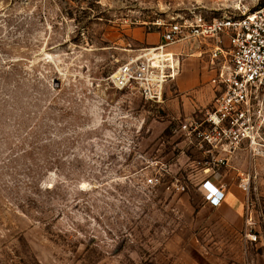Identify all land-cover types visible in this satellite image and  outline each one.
<instances>
[{
    "label": "rangeland",
    "instance_id": "rangeland-1",
    "mask_svg": "<svg viewBox=\"0 0 264 264\" xmlns=\"http://www.w3.org/2000/svg\"><path fill=\"white\" fill-rule=\"evenodd\" d=\"M262 2L0 0V264H264V216L251 242L205 203L201 156L170 133L207 96L149 104L107 81L157 21Z\"/></svg>",
    "mask_w": 264,
    "mask_h": 264
},
{
    "label": "built area",
    "instance_id": "built-area-1",
    "mask_svg": "<svg viewBox=\"0 0 264 264\" xmlns=\"http://www.w3.org/2000/svg\"><path fill=\"white\" fill-rule=\"evenodd\" d=\"M153 25L158 29L157 44L139 49L122 63L108 77L109 85L134 92L146 103L162 104L166 89L179 74L182 58H202L206 47L213 102L178 120L170 133L179 136V144L190 153L201 156L195 164L204 175L223 166L224 156L243 145L252 156H264V2L229 17L206 18L193 9ZM177 45L189 47V53L173 52ZM159 181L155 175L146 184L155 187ZM250 184L251 178L243 175L237 187L245 199L246 237L255 242L257 235L251 230L258 221L253 216L256 206L249 196ZM199 190L210 207L224 200V191L208 180L200 183Z\"/></svg>",
    "mask_w": 264,
    "mask_h": 264
},
{
    "label": "crops",
    "instance_id": "crops-1",
    "mask_svg": "<svg viewBox=\"0 0 264 264\" xmlns=\"http://www.w3.org/2000/svg\"><path fill=\"white\" fill-rule=\"evenodd\" d=\"M153 42L157 44L158 38H154ZM172 51L188 54L190 50L185 45H177L172 47ZM202 52L205 53L202 58L194 56L182 58L179 74L171 86L175 92L180 94L192 93L197 99H201L204 94L207 97L204 101L201 99L202 102L200 103L202 107L206 108L210 106L211 101L213 102L215 93L210 82L212 73L207 62L208 56L206 53L208 48L203 47ZM205 86H207V89H204ZM224 158L225 164L216 171L204 175L201 182L208 180L224 191L225 196L221 204L216 208H211L233 213L236 219H243L245 199L243 193L237 187L238 179L243 175L254 178L251 183L254 189L255 204L258 208L264 205V157L252 156L246 146L243 145L240 149L226 154ZM256 211L253 216L254 219L259 221V217L264 216V214H260L258 209ZM258 225L256 227L260 228Z\"/></svg>",
    "mask_w": 264,
    "mask_h": 264
}]
</instances>
